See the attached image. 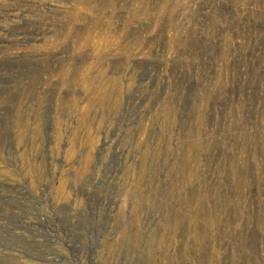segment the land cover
I'll return each instance as SVG.
<instances>
[{"label":"rangeland","instance_id":"rangeland-1","mask_svg":"<svg viewBox=\"0 0 264 264\" xmlns=\"http://www.w3.org/2000/svg\"><path fill=\"white\" fill-rule=\"evenodd\" d=\"M0 264H264V0H0Z\"/></svg>","mask_w":264,"mask_h":264}]
</instances>
